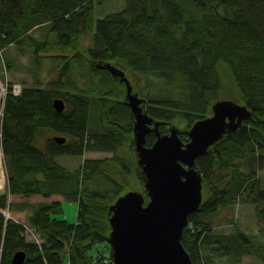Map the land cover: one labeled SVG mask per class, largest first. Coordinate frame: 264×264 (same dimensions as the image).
Segmentation results:
<instances>
[{"label":"trees","instance_id":"1","mask_svg":"<svg viewBox=\"0 0 264 264\" xmlns=\"http://www.w3.org/2000/svg\"><path fill=\"white\" fill-rule=\"evenodd\" d=\"M103 1L0 0V47L21 40L31 47L37 67L44 57L62 62L56 79L25 84L20 94L9 92L6 97L2 148L8 189L0 193L2 264H13L20 249L27 252L25 264H61L66 251L70 264H107L95 262L91 254L95 248L101 251L99 243L112 255L110 206L131 186L137 157L134 161V115L125 87L101 66L102 60L161 77L168 92L149 91L146 110L162 123L184 121L180 135L185 141L188 129L212 114L226 83L234 90L229 92L249 106L251 117L197 157L207 196L190 213L182 242L194 264L228 263L243 248L264 263V241L243 231L235 220V233L226 243L220 237L215 240L210 228L217 212L244 200L248 188V199L264 216V188L256 180L264 167V0H126L122 9L97 19L92 44L78 49L80 33L94 27L95 4ZM40 22L47 29L43 38L30 32ZM61 49L73 53H57ZM57 97L65 100L64 111L56 109ZM162 123L158 131L164 134L167 126ZM56 134L66 141L56 140ZM156 139L153 130L146 144ZM87 151L113 155L87 157L78 169L58 160L59 155ZM137 170L144 179L142 169ZM55 193L79 202L77 220L54 216L63 210L60 200L35 203L27 219L43 235L41 246L27 240L18 219L1 211L12 208L10 194ZM221 255L228 259L218 260Z\"/></svg>","mask_w":264,"mask_h":264},{"label":"water","instance_id":"2","mask_svg":"<svg viewBox=\"0 0 264 264\" xmlns=\"http://www.w3.org/2000/svg\"><path fill=\"white\" fill-rule=\"evenodd\" d=\"M100 64L126 85V101L134 115V149L145 173V192L129 189L110 206L108 241L115 264H194L182 237L190 213L204 198L197 157L237 130L251 117L252 110L243 102L218 99L212 105V114L198 119L189 129L188 141L183 140L179 128L172 127L168 133L156 131L157 139L147 145V134L162 122L144 108L146 99L133 91L123 67L111 61L102 60ZM54 104L58 111L66 109L61 97ZM53 137L60 142L67 139L57 134ZM26 259L27 252L20 249L12 263L25 264Z\"/></svg>","mask_w":264,"mask_h":264},{"label":"rangeland","instance_id":"3","mask_svg":"<svg viewBox=\"0 0 264 264\" xmlns=\"http://www.w3.org/2000/svg\"><path fill=\"white\" fill-rule=\"evenodd\" d=\"M125 3L126 0H104L100 4H95L94 11L92 13V20H91L92 23L94 24V27L93 28L90 27L87 29L86 32L84 31L80 33L77 41L78 49L85 50L92 44L95 24L98 18L103 17L110 12L122 9L125 6ZM39 21L41 20L39 19ZM46 31L47 29L45 27V22H40L36 24L30 30L31 33L38 36L39 38H43ZM67 50L66 49L57 50V53H69V54L73 53V50H69V51ZM32 53L33 52L31 47L27 43L21 40L14 41L8 44L4 48L0 47V76L4 79H8L9 81H20L23 83V85L25 84L42 85L51 79H56L59 76V70L61 68L62 62H58V60H54L53 58L50 57H44L41 59V63L38 64L39 67H37V64L34 63ZM46 55L48 56V54ZM113 63L123 67L120 63L117 62H113ZM123 69L126 71L127 76L131 80V83L133 85V91L137 92L141 97H144L146 99L145 96L149 91H160L165 94L168 92V90L166 91V85L164 83V80L161 77L151 74L144 75V74L135 73L127 69L126 67H123ZM87 85L88 84L86 82L82 84V86L85 87ZM122 85L125 87L126 90V85L124 83H122ZM229 89H230V85L229 83H226L224 89H222L220 92L219 98H216L215 101L218 99H233L241 103L242 101L239 99L238 94L230 93ZM231 92H234V90H231ZM125 96H126V92H125ZM143 104H144V108L146 109L147 108L146 101ZM162 124L164 125L166 124L167 126V131L164 133L170 132L172 127H177L179 128V130L180 129L183 130L186 128V123L184 121L176 120L170 123L164 122ZM189 129H188V133H189ZM226 135H224V137ZM132 147L133 149L135 148L134 143ZM111 155H113L112 151H87L83 155H70V154L59 155L58 160L63 165H65L70 169H78L82 165L83 160L87 157L103 158ZM135 156L137 157V153L136 150L134 149V161H135ZM135 165L136 168L134 169V178L131 181V186L129 187V189H137L139 191L145 192V184H144L145 178L142 180L141 178H139L137 169L138 168L142 169V167L138 164L137 159L135 161ZM0 171H1V166H0ZM6 172H7V168H6ZM256 180L258 181V185L264 188V167L258 170ZM244 190L245 188L243 189V191ZM249 191L250 188H248V190L244 192L246 193L244 200L240 199L232 206H227L223 209H220L217 212V215L214 218L210 227L211 232L214 235V239L220 237L226 243L227 240L231 238V236L235 233L234 223L232 222L235 220L236 222H238L239 226L243 231L250 234L253 238H257L264 241V216L258 213L256 203L248 199L247 194L249 193ZM206 196L207 193L204 194L203 200L206 198ZM62 197H63L62 200L63 210L59 213H55L54 216L58 218H65L71 222H75L78 216L79 202L77 200L67 199L61 193H55L51 197H44L40 194H34L28 197L22 196L20 194H16V195L10 194L9 200L12 201V208L7 206L5 208L3 207L2 210L3 211L5 210L6 212L5 215H7L8 217L11 216L19 220L29 221L27 219V215L32 212L35 203L41 201L48 202L55 199L57 200V198H62ZM102 245L103 243L97 244V248L100 246V248L103 249ZM98 251L99 250H97L96 248L91 250V254L93 255V258L95 256V262H98V260L103 259L102 257H98L97 254ZM111 251H112V247H111ZM220 259L227 260L228 258L227 256L221 255L218 257V260ZM93 263H94V259H93ZM61 264H70V258L67 251L64 253L62 257ZM210 264H215V263H210ZM224 264H264V263L260 258H258L257 256L247 251L245 248H243L242 252L235 257L234 261H230L228 263L225 262Z\"/></svg>","mask_w":264,"mask_h":264},{"label":"built area","instance_id":"4","mask_svg":"<svg viewBox=\"0 0 264 264\" xmlns=\"http://www.w3.org/2000/svg\"><path fill=\"white\" fill-rule=\"evenodd\" d=\"M6 66V65H5ZM23 89V83L20 81H9L0 76V193L5 192L8 189V173L6 172L5 154L2 148L3 140V121L5 116V102L9 92L14 94H20ZM6 214L5 210L3 211ZM24 226V233L28 241L34 242L39 246L42 245L44 237L41 232L31 223L25 220H19ZM98 257H102L104 263L115 264L113 255L110 254L108 249L103 248L98 251ZM4 257L3 244L0 245V264H2ZM48 264V263H47Z\"/></svg>","mask_w":264,"mask_h":264},{"label":"crops","instance_id":"5","mask_svg":"<svg viewBox=\"0 0 264 264\" xmlns=\"http://www.w3.org/2000/svg\"><path fill=\"white\" fill-rule=\"evenodd\" d=\"M56 200V199H55ZM57 200H60V201H62L63 200V197L62 198H57Z\"/></svg>","mask_w":264,"mask_h":264},{"label":"bare ground","instance_id":"6","mask_svg":"<svg viewBox=\"0 0 264 264\" xmlns=\"http://www.w3.org/2000/svg\"><path fill=\"white\" fill-rule=\"evenodd\" d=\"M184 140V139H183ZM185 141V140H184ZM188 141V140H187ZM188 251V250H187ZM189 252V251H188ZM192 258V257H191Z\"/></svg>","mask_w":264,"mask_h":264},{"label":"flooded vegetation","instance_id":"7","mask_svg":"<svg viewBox=\"0 0 264 264\" xmlns=\"http://www.w3.org/2000/svg\"><path fill=\"white\" fill-rule=\"evenodd\" d=\"M154 131H158V129L157 130H154Z\"/></svg>","mask_w":264,"mask_h":264}]
</instances>
